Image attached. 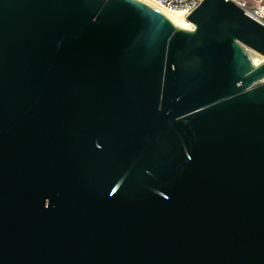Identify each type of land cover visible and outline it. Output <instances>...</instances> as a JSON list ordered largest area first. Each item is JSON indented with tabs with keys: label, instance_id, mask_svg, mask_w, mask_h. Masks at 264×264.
I'll list each match as a JSON object with an SVG mask.
<instances>
[{
	"label": "water",
	"instance_id": "1",
	"mask_svg": "<svg viewBox=\"0 0 264 264\" xmlns=\"http://www.w3.org/2000/svg\"><path fill=\"white\" fill-rule=\"evenodd\" d=\"M186 19L0 0V264H264V26Z\"/></svg>",
	"mask_w": 264,
	"mask_h": 264
},
{
	"label": "built area",
	"instance_id": "2",
	"mask_svg": "<svg viewBox=\"0 0 264 264\" xmlns=\"http://www.w3.org/2000/svg\"><path fill=\"white\" fill-rule=\"evenodd\" d=\"M170 11H179L186 18L193 13L204 0H158ZM233 2L243 12L264 26V0H227Z\"/></svg>",
	"mask_w": 264,
	"mask_h": 264
},
{
	"label": "bare ground",
	"instance_id": "3",
	"mask_svg": "<svg viewBox=\"0 0 264 264\" xmlns=\"http://www.w3.org/2000/svg\"><path fill=\"white\" fill-rule=\"evenodd\" d=\"M140 3H143L160 13H162L164 16L170 20V22L177 28L188 30V31H195L196 27L190 23L186 17L179 11H170L167 8H165L160 1L158 0H135ZM249 54L256 66V68L262 66L264 64V56L260 55L259 53L249 50ZM258 83L264 82V75L257 79Z\"/></svg>",
	"mask_w": 264,
	"mask_h": 264
}]
</instances>
